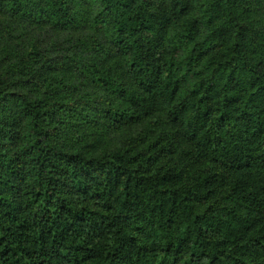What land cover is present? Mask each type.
<instances>
[{"label": "trees", "instance_id": "obj_1", "mask_svg": "<svg viewBox=\"0 0 264 264\" xmlns=\"http://www.w3.org/2000/svg\"><path fill=\"white\" fill-rule=\"evenodd\" d=\"M261 7L0 0V264H264ZM157 111L213 175L154 170ZM90 122L124 148H95ZM220 169L255 198L212 200Z\"/></svg>", "mask_w": 264, "mask_h": 264}, {"label": "rangeland", "instance_id": "obj_2", "mask_svg": "<svg viewBox=\"0 0 264 264\" xmlns=\"http://www.w3.org/2000/svg\"><path fill=\"white\" fill-rule=\"evenodd\" d=\"M256 1H258L262 5L261 9L259 10L263 13L259 14L260 11L257 10L255 18L264 19V0H256ZM75 84H76V88L78 89V92L84 90L83 87L79 84V80H77ZM76 94L77 93L75 92L74 95ZM155 115L157 116L158 119L161 120L157 122L152 121V124L158 125V128L162 130L161 133L163 137L160 138L157 144L158 146H156L158 149V155L156 157V162L154 164L155 166L154 170L160 173H166V175H169L168 172L174 173L181 178V182L190 183V184H192L195 181V179L199 178V176L202 175L204 172H208V174L213 175L215 173L214 166L200 156L199 151L191 141H189L186 137L180 134L178 126L176 124L167 121L166 118H164L159 111H157ZM90 124L91 125L88 126V131L97 132V136L93 137L96 138L95 141L98 142L95 145V148H104L107 146L111 149H114L118 145L120 146V148H124L123 137L124 134H126V128H123L122 126L121 127L117 126V127L107 128L106 130H98L99 128L97 127L99 126H93L94 122H90ZM93 128H96V130H92ZM140 129L141 126L136 125L135 127L132 128V131L134 132L130 134L131 136H133V140L136 139L138 141L137 150L141 149L142 143H145V141L139 137ZM25 163L27 167L30 165L29 160L28 162L24 161V164ZM26 166L23 168H26ZM221 172L224 178L223 180L224 183L214 182L209 187L210 190L209 194L211 193L210 195H214L212 200H214L216 197L219 198L220 201L227 200L230 203H232L231 196L229 193L230 189L233 190L232 193L235 194V197H238L240 203L243 202V199L245 198H247L248 200L255 198L256 196L255 186L251 177L244 175L242 173L231 172V171L223 172V170H221ZM22 189H23V195L26 197V195L24 194L23 186ZM75 201L77 205L82 204L81 200H75ZM24 203L27 204V200L26 201L24 200ZM249 206H251L254 209L253 204H250ZM241 207L244 208V206Z\"/></svg>", "mask_w": 264, "mask_h": 264}]
</instances>
